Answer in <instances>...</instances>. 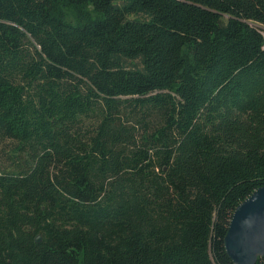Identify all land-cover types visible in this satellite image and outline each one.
<instances>
[{
	"label": "trees",
	"instance_id": "1",
	"mask_svg": "<svg viewBox=\"0 0 264 264\" xmlns=\"http://www.w3.org/2000/svg\"><path fill=\"white\" fill-rule=\"evenodd\" d=\"M5 141L0 264H233L264 186V0H0Z\"/></svg>",
	"mask_w": 264,
	"mask_h": 264
},
{
	"label": "water",
	"instance_id": "2",
	"mask_svg": "<svg viewBox=\"0 0 264 264\" xmlns=\"http://www.w3.org/2000/svg\"><path fill=\"white\" fill-rule=\"evenodd\" d=\"M223 244L233 264H255L264 255V186L235 207Z\"/></svg>",
	"mask_w": 264,
	"mask_h": 264
},
{
	"label": "rangeland",
	"instance_id": "3",
	"mask_svg": "<svg viewBox=\"0 0 264 264\" xmlns=\"http://www.w3.org/2000/svg\"><path fill=\"white\" fill-rule=\"evenodd\" d=\"M13 146V143L10 141H5L0 145V160L5 161V163L9 162V154L12 151Z\"/></svg>",
	"mask_w": 264,
	"mask_h": 264
}]
</instances>
